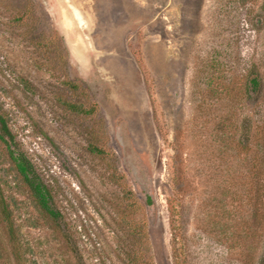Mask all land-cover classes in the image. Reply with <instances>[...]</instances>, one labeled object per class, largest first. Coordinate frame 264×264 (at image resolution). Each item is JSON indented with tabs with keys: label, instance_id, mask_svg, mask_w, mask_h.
<instances>
[{
	"label": "rangeland",
	"instance_id": "374dc122",
	"mask_svg": "<svg viewBox=\"0 0 264 264\" xmlns=\"http://www.w3.org/2000/svg\"><path fill=\"white\" fill-rule=\"evenodd\" d=\"M254 64L264 0H0V264H264Z\"/></svg>",
	"mask_w": 264,
	"mask_h": 264
},
{
	"label": "trees",
	"instance_id": "16d2710c",
	"mask_svg": "<svg viewBox=\"0 0 264 264\" xmlns=\"http://www.w3.org/2000/svg\"><path fill=\"white\" fill-rule=\"evenodd\" d=\"M246 68L247 69H245V73L241 76L242 77L241 80H243V83H245L247 90H253V92L257 94L259 90L261 89V85L263 83V77H264L263 72L260 70L259 66L256 64L251 65ZM224 82L223 84L226 89V93H230L231 89L228 87L229 84L224 83ZM70 106L73 109L90 111L76 104H71ZM1 129L2 131L4 130L3 133H1ZM8 134L9 132L7 128L5 127V121L3 117L0 115V139L6 140L5 137ZM10 155H11V158L14 160L15 165L19 173L22 175L23 179L30 184L41 207H43L45 210H47L52 216H54L57 219L59 217V212L55 211L49 205L51 194L47 190V188L44 186V184L38 181L37 178L33 176L34 172H33V168L30 162L20 155H15L14 151L12 150H10ZM147 202L148 204L152 203V199L150 195L147 196ZM0 212L3 215V219L6 222H9L10 220L9 209L5 201V198L3 196L1 187H0Z\"/></svg>",
	"mask_w": 264,
	"mask_h": 264
},
{
	"label": "water",
	"instance_id": "95a60500",
	"mask_svg": "<svg viewBox=\"0 0 264 264\" xmlns=\"http://www.w3.org/2000/svg\"><path fill=\"white\" fill-rule=\"evenodd\" d=\"M77 53L78 54H81L82 53L81 50H79V48H77Z\"/></svg>",
	"mask_w": 264,
	"mask_h": 264
}]
</instances>
